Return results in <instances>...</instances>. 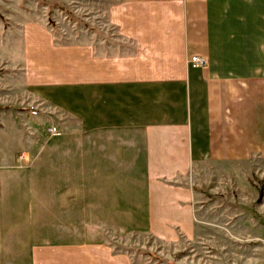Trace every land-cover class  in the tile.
<instances>
[{
	"label": "crops",
	"instance_id": "0c3cea01",
	"mask_svg": "<svg viewBox=\"0 0 264 264\" xmlns=\"http://www.w3.org/2000/svg\"><path fill=\"white\" fill-rule=\"evenodd\" d=\"M106 19L108 39L27 31L22 84L59 134L0 139V264H126L103 235L191 238L199 177L264 159V0H110Z\"/></svg>",
	"mask_w": 264,
	"mask_h": 264
},
{
	"label": "rangeland",
	"instance_id": "374dc122",
	"mask_svg": "<svg viewBox=\"0 0 264 264\" xmlns=\"http://www.w3.org/2000/svg\"><path fill=\"white\" fill-rule=\"evenodd\" d=\"M109 3L110 0H0L3 142L11 130L24 134L34 121L42 119L45 126L50 121L49 108L31 105V95L22 84L25 48L36 41L27 31L32 33L43 26L56 41L65 43L95 36L108 39L113 36L106 19ZM30 106L36 109V115L28 113ZM199 179L193 237L178 235L175 241L165 242L139 232L109 231L101 240L108 246L104 248L110 255H119L126 264H264V159L224 164L220 174L213 177L207 173Z\"/></svg>",
	"mask_w": 264,
	"mask_h": 264
},
{
	"label": "built area",
	"instance_id": "2783aa9c",
	"mask_svg": "<svg viewBox=\"0 0 264 264\" xmlns=\"http://www.w3.org/2000/svg\"><path fill=\"white\" fill-rule=\"evenodd\" d=\"M205 62H206L205 58L200 56V55H191L187 60L188 66H190L192 68L203 66L205 64ZM29 113L34 116L37 114V111L32 106H30ZM46 131L51 136L59 134L58 129L53 125L47 126ZM19 158H20V156H19Z\"/></svg>",
	"mask_w": 264,
	"mask_h": 264
},
{
	"label": "trees",
	"instance_id": "16d2710c",
	"mask_svg": "<svg viewBox=\"0 0 264 264\" xmlns=\"http://www.w3.org/2000/svg\"><path fill=\"white\" fill-rule=\"evenodd\" d=\"M59 7V9H61V10H63V8L61 7V6H58ZM260 191V190H259ZM261 192H259V197H260V194ZM259 197H258V199H259Z\"/></svg>",
	"mask_w": 264,
	"mask_h": 264
}]
</instances>
